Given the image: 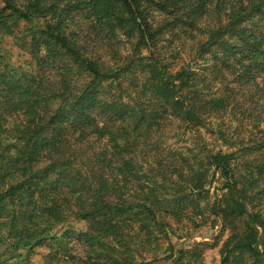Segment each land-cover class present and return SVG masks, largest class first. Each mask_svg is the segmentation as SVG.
I'll return each mask as SVG.
<instances>
[{"label":"trees","instance_id":"trees-1","mask_svg":"<svg viewBox=\"0 0 264 264\" xmlns=\"http://www.w3.org/2000/svg\"><path fill=\"white\" fill-rule=\"evenodd\" d=\"M3 37L1 264L62 229L74 264H203L169 233L207 222L264 264V0H0Z\"/></svg>","mask_w":264,"mask_h":264},{"label":"rangeland","instance_id":"rangeland-1","mask_svg":"<svg viewBox=\"0 0 264 264\" xmlns=\"http://www.w3.org/2000/svg\"><path fill=\"white\" fill-rule=\"evenodd\" d=\"M0 54L6 56V60L10 61L13 66L22 65L26 56L22 54L16 47L11 44V40L3 37L0 40ZM235 125V122H234ZM209 143L213 142L212 137L206 136ZM171 141V140H170ZM189 136L179 137L171 144L173 147H182L186 143H190ZM214 144V143H212ZM219 185L214 182L210 188V194L215 192L214 188ZM228 233L221 228L220 223L214 226L207 222L200 227L194 228L188 224L180 229L170 231L169 239L176 249H187L194 246H199L203 250V264H220V249L223 242L226 240ZM163 248L168 246V242H162ZM64 248V250L62 249ZM5 246L0 244V260L5 261L10 257H15L16 253L11 255L10 251H5ZM65 249L72 256H81L82 249L76 237L73 235H63V229L54 233V238L48 239L35 246L29 254L22 258H15L9 261V264H74L65 256ZM1 264V263H0ZM7 264V263H5ZM155 264H169L167 262H158Z\"/></svg>","mask_w":264,"mask_h":264}]
</instances>
